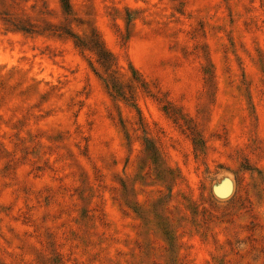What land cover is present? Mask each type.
Here are the masks:
<instances>
[{"label": "rangeland", "instance_id": "1", "mask_svg": "<svg viewBox=\"0 0 264 264\" xmlns=\"http://www.w3.org/2000/svg\"><path fill=\"white\" fill-rule=\"evenodd\" d=\"M0 264H264V0H0Z\"/></svg>", "mask_w": 264, "mask_h": 264}, {"label": "trees", "instance_id": "2", "mask_svg": "<svg viewBox=\"0 0 264 264\" xmlns=\"http://www.w3.org/2000/svg\"><path fill=\"white\" fill-rule=\"evenodd\" d=\"M64 2V0H62Z\"/></svg>", "mask_w": 264, "mask_h": 264}]
</instances>
